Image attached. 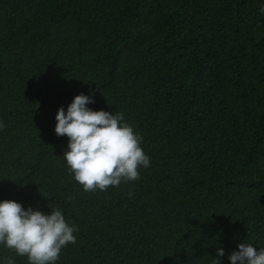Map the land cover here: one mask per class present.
<instances>
[{"label": "trees", "instance_id": "1", "mask_svg": "<svg viewBox=\"0 0 264 264\" xmlns=\"http://www.w3.org/2000/svg\"><path fill=\"white\" fill-rule=\"evenodd\" d=\"M264 0H0V201L63 211L58 264H221L264 248ZM81 93L151 158L85 192L55 116ZM51 208V209H50ZM27 264L0 246V259Z\"/></svg>", "mask_w": 264, "mask_h": 264}, {"label": "clouds", "instance_id": "2", "mask_svg": "<svg viewBox=\"0 0 264 264\" xmlns=\"http://www.w3.org/2000/svg\"><path fill=\"white\" fill-rule=\"evenodd\" d=\"M259 12L264 14V4ZM94 102V95L81 93L55 116L56 135L68 138L62 159L85 192L137 181L139 170L151 166V158L141 147L143 137L125 121L123 113L93 110L89 105ZM77 231L60 209L45 214L31 206L25 209L16 201H0V246L26 257L27 264H58L62 249L76 243ZM216 252L221 264L225 249L218 246ZM228 259L230 264H264V248L241 243ZM0 264H15V260L0 259Z\"/></svg>", "mask_w": 264, "mask_h": 264}]
</instances>
